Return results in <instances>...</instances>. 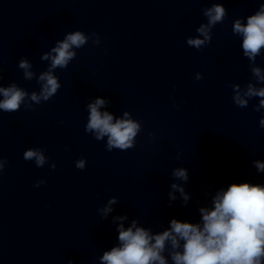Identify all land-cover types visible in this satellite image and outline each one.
<instances>
[{"label": "water", "instance_id": "obj_1", "mask_svg": "<svg viewBox=\"0 0 264 264\" xmlns=\"http://www.w3.org/2000/svg\"><path fill=\"white\" fill-rule=\"evenodd\" d=\"M220 3L223 23L212 29L202 49L187 45L207 23L203 10ZM264 0H0V69L7 87L15 82L39 91L23 78L21 59L40 74L49 61L41 55L80 30L97 33L66 69H56L61 88L32 110L0 111V226L55 205L142 180L264 155V116L233 103L232 84L252 81L242 38L233 21L254 14ZM203 39V37H199ZM256 64L264 68V49ZM196 73L203 77L196 80ZM254 82V81H253ZM264 86V85H258ZM106 101L101 111L121 118L125 111L142 122L136 146L105 148L86 133L87 105ZM2 99V97H0ZM153 133L149 136L148 133ZM41 148L43 167L23 159ZM86 160L83 170L75 167ZM56 164L53 170L50 165ZM44 183L36 187L38 181Z\"/></svg>", "mask_w": 264, "mask_h": 264}, {"label": "clouds", "instance_id": "obj_2", "mask_svg": "<svg viewBox=\"0 0 264 264\" xmlns=\"http://www.w3.org/2000/svg\"><path fill=\"white\" fill-rule=\"evenodd\" d=\"M227 10L220 3L203 10L207 23H202L196 32L197 37L186 40L188 46L197 50L206 47L212 40V29L224 22ZM232 32L242 38V54L249 61V69L253 80L243 87L232 84L233 103L246 108L253 98L258 103L253 110L261 112L264 109V68L256 64L257 57L262 55L264 49V3L258 10L244 18L233 21ZM203 37V39L199 38ZM93 44H100L97 33L85 34L76 30L66 33L62 40H58L54 47L41 55V60L49 61L45 71L37 76L31 69L32 63L27 59L18 62V68L23 70V78L27 81L33 79L39 84V91L28 92L15 82L5 87L0 84V111L5 113L18 112L21 106L32 110L52 99L61 83L55 74L56 69H66L69 63L77 56L73 49H80L89 40ZM3 79L0 69V80ZM196 80L203 79L196 73ZM254 81V82H253ZM106 101L96 98L87 105L88 119L85 125L86 133L91 134L95 140L103 141L107 137L105 148L111 152L114 149L127 151L136 146V137L142 131V122L133 119L128 111L121 118L114 119L112 113L101 111ZM259 126L264 128V116L259 120ZM151 137L153 133H148ZM23 159L34 161L37 167H43L48 161L41 148H28L23 153ZM86 160L81 158L75 162L77 169L86 167ZM258 172L264 173V162H253ZM7 161L0 157V175L3 174ZM50 167L54 170L56 164ZM175 180L187 182L188 170L175 168L172 171ZM44 181L35 185L39 187ZM169 191V202L177 199L179 193L186 205L190 196L182 184L172 183ZM118 203L113 196L107 203L98 209L101 218L106 219L114 211L112 205ZM200 222L181 221L176 218L170 220L169 227L153 233L150 228L138 226L133 219L130 226L125 227L127 214L113 217L117 224L118 245L105 251L99 258L100 264H264V185L259 183H231L226 190L221 189L211 198V207H200ZM68 264H72L71 261Z\"/></svg>", "mask_w": 264, "mask_h": 264}]
</instances>
